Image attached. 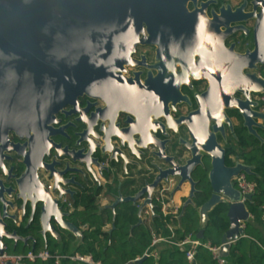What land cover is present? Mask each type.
<instances>
[{
    "label": "flooded vegetation",
    "instance_id": "flooded-vegetation-1",
    "mask_svg": "<svg viewBox=\"0 0 264 264\" xmlns=\"http://www.w3.org/2000/svg\"><path fill=\"white\" fill-rule=\"evenodd\" d=\"M262 4L260 0H149L130 15L108 19L98 89L58 86L54 95L61 107L24 125L41 126L39 132L21 137L11 131L8 140H0V215L4 206L17 215L16 221L6 220L4 230L30 238L24 243L1 234L5 250H37V245L48 249L50 243L63 249L65 242L75 241L76 236L58 221L54 200L59 191L55 177L45 169L56 170V163L68 162L64 155L73 151L74 156L81 149H85L81 156L90 152L97 179L88 173L81 179L82 187L68 186L75 193L58 204L71 214L64 217L68 223L83 208L76 207L83 193L96 195V207L108 211L120 194L135 196L152 184L161 169L183 174L184 181L167 175L155 187L151 195L155 213L146 206L144 224L152 222L156 210L162 212L163 203L169 211L166 216L180 220L183 210L198 212L201 197L211 198L210 158L205 156L193 171L183 168L192 157L193 132L204 134L205 126H225L226 138L218 134V141L226 148L227 166L248 165L245 154L264 150V62L249 56L256 49V14ZM86 128V141L77 145V133ZM38 162L44 165L38 169L40 184L35 186L39 185L53 229L42 226V204H36L32 215L29 196L24 202L15 191L16 176L27 171V164L32 168ZM241 175L254 185L247 194H254L256 183L247 177L257 176L255 170ZM233 182L239 189L238 177ZM192 192L193 203L184 207ZM146 197L120 203L116 211L120 206L138 210L139 223Z\"/></svg>",
    "mask_w": 264,
    "mask_h": 264
},
{
    "label": "water",
    "instance_id": "water-1",
    "mask_svg": "<svg viewBox=\"0 0 264 264\" xmlns=\"http://www.w3.org/2000/svg\"><path fill=\"white\" fill-rule=\"evenodd\" d=\"M140 3H149V0H0V140H8V133L11 131L21 137L29 131L39 132L41 126L24 125L35 123L37 117L45 111L53 113L61 107L58 97L54 95L58 86L71 87V89L83 88L84 91L97 90L102 84L100 79L104 65L106 22L122 13L126 15L134 13ZM260 3H263V6L261 12L256 14L258 22L255 28L256 49L249 56L256 55L259 61L264 62V0H260ZM262 89L264 90V82ZM232 101L237 103L234 99ZM223 116L229 120L225 113ZM86 132L87 128L77 133L76 136L79 138L77 145L86 141L83 137ZM218 134L226 138L225 126H205L204 134L193 132L194 141L189 146L192 157L183 168L193 171L199 163H202L205 156L210 158L211 170L208 177L213 194L198 208L200 230L197 237L204 239L209 215L217 205L228 204L229 228L222 237L220 250L223 257H228L231 246L246 235L245 222L251 218L246 202L253 196V194H243L235 187L233 179L240 177L241 173L252 174L256 167L241 162L227 166L226 148L219 143ZM106 138L104 132L103 140ZM84 150H79L77 156H74L76 154L74 151L64 155L69 161L57 162L59 168L56 170L44 166L46 171L50 172L49 175L55 177L59 191L58 199L54 200L58 221L64 229L76 236L71 246L72 253L77 252L83 244L84 229L64 220V217L71 214L64 212L63 207L58 204L64 197L75 193L68 186L71 184L83 186L81 179L88 173L97 179V172L93 168V165L95 167L96 165L88 158L90 152L81 156ZM114 155V153L113 156L111 155V159L115 157ZM41 165L44 164L38 162L31 168L27 164V171L20 177L16 176L15 191L18 193L17 198L24 202L29 196L33 208L32 215L36 211V204L41 203L42 226L53 229L46 218L48 209L37 189L39 185L35 186L40 184L38 169ZM167 175L180 176L181 181L185 180L181 176L183 174L175 172L174 168L161 169L155 181L145 186L135 196L124 197L120 194L116 201L108 206L114 211V218L117 215L116 207L120 203H136L147 194L145 203L139 209L140 221L137 225H141L144 208L149 206L152 212L155 211L151 195L155 187L163 179H167ZM194 195L192 192L184 207L193 203ZM0 201L3 203L1 193ZM182 213L181 217L185 211L183 210ZM16 218L17 215L11 214L6 206L2 207L0 253L5 251V242L1 234L24 243L30 239L5 232L6 220L16 221ZM114 227L113 224V229ZM146 258L144 256L136 260L137 264H143Z\"/></svg>",
    "mask_w": 264,
    "mask_h": 264
},
{
    "label": "trees",
    "instance_id": "trees-1",
    "mask_svg": "<svg viewBox=\"0 0 264 264\" xmlns=\"http://www.w3.org/2000/svg\"><path fill=\"white\" fill-rule=\"evenodd\" d=\"M248 165L258 166L255 169L257 176H248L247 179L256 183V189L250 200L246 202L251 215L245 222V236L234 243L225 257L227 264H264V150H254L244 155ZM96 195L81 194L77 198L76 207L83 206L75 211L72 222L77 226L86 227L84 241L78 253L89 254L94 260L102 264H137L152 244V234L169 237L174 232L176 239H183L188 235L197 236L200 230V219L195 209H187L185 215L178 220L173 216H164L159 209L156 217L150 223L138 224V210L120 206L114 219L113 211H100L95 204ZM208 195L199 199V205L208 200ZM228 204H219L209 215V223L205 229L203 245L196 253L194 263L186 257V251L173 245L161 243L158 247V258L147 257L143 264H219L214 257L210 246H221L222 237L229 228ZM114 224V229H113ZM110 229H106L107 226ZM172 229V231H171ZM74 240L65 242L64 249L58 244H49L50 251L71 252ZM37 250L44 249L37 245ZM10 252H28L12 250ZM34 264H55L53 260L37 261ZM63 264H81L65 260Z\"/></svg>",
    "mask_w": 264,
    "mask_h": 264
},
{
    "label": "built area",
    "instance_id": "built-area-1",
    "mask_svg": "<svg viewBox=\"0 0 264 264\" xmlns=\"http://www.w3.org/2000/svg\"><path fill=\"white\" fill-rule=\"evenodd\" d=\"M238 181H239V189L243 192V194L251 193L253 191L254 185L247 182L243 175H241V177H238ZM166 207H167L166 204L163 203L162 212L165 216L169 212ZM147 216L149 217V212H146V219H148ZM147 223H150V221L148 220ZM152 237H153L152 244L146 250L144 256L145 257L153 256L155 259L158 258L159 245L161 243H166L181 248L183 249V251L185 250L187 260L190 263H194L196 259V253H198L197 251L199 247L203 245V241L195 235H188L187 237L178 240L176 239L174 232L169 237L158 235L155 232H153ZM221 247L222 245L210 246L209 248L213 252L214 257L218 260L219 264H227L225 257H223L220 252ZM49 260H53L55 264H63L65 260L75 263H81V264H102L101 262L94 260V258L91 255L81 254L78 252L60 253V251L53 252L50 251L49 249H42V250H29L28 252H19V253H14L5 250L3 253H0V264H34L37 261H49Z\"/></svg>",
    "mask_w": 264,
    "mask_h": 264
},
{
    "label": "crops",
    "instance_id": "crops-1",
    "mask_svg": "<svg viewBox=\"0 0 264 264\" xmlns=\"http://www.w3.org/2000/svg\"><path fill=\"white\" fill-rule=\"evenodd\" d=\"M110 228H111V226H110V225L106 227V229H107V230H108V229H110Z\"/></svg>",
    "mask_w": 264,
    "mask_h": 264
},
{
    "label": "rangeland",
    "instance_id": "rangeland-1",
    "mask_svg": "<svg viewBox=\"0 0 264 264\" xmlns=\"http://www.w3.org/2000/svg\"><path fill=\"white\" fill-rule=\"evenodd\" d=\"M60 253H64V252L60 251Z\"/></svg>",
    "mask_w": 264,
    "mask_h": 264
}]
</instances>
